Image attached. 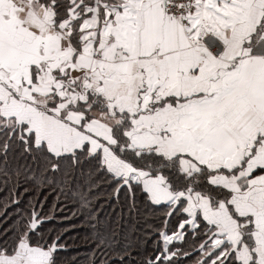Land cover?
<instances>
[{
    "label": "snow or ice",
    "instance_id": "1",
    "mask_svg": "<svg viewBox=\"0 0 264 264\" xmlns=\"http://www.w3.org/2000/svg\"><path fill=\"white\" fill-rule=\"evenodd\" d=\"M21 167L67 186L96 249L104 182L162 210L143 264H264V0H0L5 182ZM43 219L17 216L0 264H67Z\"/></svg>",
    "mask_w": 264,
    "mask_h": 264
},
{
    "label": "trees",
    "instance_id": "2",
    "mask_svg": "<svg viewBox=\"0 0 264 264\" xmlns=\"http://www.w3.org/2000/svg\"><path fill=\"white\" fill-rule=\"evenodd\" d=\"M16 164L24 165L25 161L20 160ZM33 169L39 177L42 170L35 166ZM31 175L21 167L19 176L13 171L11 180L6 183V177L0 172V238L4 237L5 230H8L10 238L17 216L30 214L35 206L44 218L40 231L61 235V242L67 247L66 251L60 252V258L67 264H92L93 255L95 264H143L153 252L157 235H149V225L163 223L162 219H158L162 210L155 214L130 215L124 202L125 193L121 192L120 202H117L111 189L101 182L97 194L99 199L95 204L100 218L97 227L111 236L112 242L102 250L96 249V229L92 227L95 221H88L80 214L79 201L68 194L67 186L48 181L41 183L39 179L30 178ZM176 223L173 218L169 224L171 231L175 230ZM176 247L187 248L188 244H177ZM93 249H96L95 253ZM183 264L190 262L184 261Z\"/></svg>",
    "mask_w": 264,
    "mask_h": 264
},
{
    "label": "water",
    "instance_id": "3",
    "mask_svg": "<svg viewBox=\"0 0 264 264\" xmlns=\"http://www.w3.org/2000/svg\"><path fill=\"white\" fill-rule=\"evenodd\" d=\"M43 221H44V219H43Z\"/></svg>",
    "mask_w": 264,
    "mask_h": 264
}]
</instances>
